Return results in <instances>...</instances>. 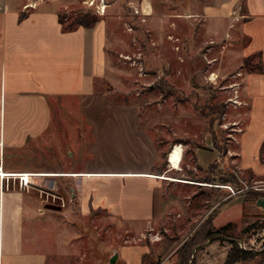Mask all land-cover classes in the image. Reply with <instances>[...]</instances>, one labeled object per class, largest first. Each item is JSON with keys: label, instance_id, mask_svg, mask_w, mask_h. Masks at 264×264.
<instances>
[{"label": "crops", "instance_id": "0c3cea01", "mask_svg": "<svg viewBox=\"0 0 264 264\" xmlns=\"http://www.w3.org/2000/svg\"><path fill=\"white\" fill-rule=\"evenodd\" d=\"M196 13L202 23H213L207 38L229 44L222 34L243 36L241 57L257 55V65L237 74L242 76L238 93L243 98L235 94L234 106L245 109L242 139L258 145L264 142V0H203ZM58 14L34 6L11 8L8 0H0V264L151 263L144 256L155 241H138L164 216L170 181L197 184L181 178L191 172L185 162L191 143L168 128L163 136L155 132L162 123L141 119L133 104L58 105L55 110L67 119H54L50 98L90 100L97 95L96 82L106 74L108 44L105 18L91 27L65 30ZM213 134V129L207 131L218 157L209 165L221 166L229 155L214 146ZM176 145L182 147L178 169L168 161ZM200 147L197 143L188 153L193 168L205 171L209 165L203 170L197 164ZM20 175L27 176L26 185H20ZM98 214H103L102 221L128 226L135 243L110 247L106 230L97 231L101 238L96 237L91 257L85 252L78 258L77 225L96 222Z\"/></svg>", "mask_w": 264, "mask_h": 264}, {"label": "rangeland", "instance_id": "374dc122", "mask_svg": "<svg viewBox=\"0 0 264 264\" xmlns=\"http://www.w3.org/2000/svg\"><path fill=\"white\" fill-rule=\"evenodd\" d=\"M202 1L8 0V4L11 8H26V4H31L30 7L56 9L64 26L87 12L108 22L106 74L96 82L97 95L90 100L50 98L54 119L58 116L67 119L65 113L55 110L58 105L77 109L86 102L133 104L140 108L141 119L162 123V130H154L161 136L165 133L163 128H168L190 141L185 162L190 163L191 172L181 178L198 185L174 181L166 185L164 216L147 231L143 241H138L149 243L150 238L155 241L149 253L152 258L148 256L147 262L151 259V264H175L181 244L217 207L222 212L214 227L221 229L227 226V236L221 239H213V236L195 247L194 257L191 253L188 263L223 264L232 248L229 238H233L241 248L256 253L234 264H264V198L248 201L244 197L247 190H264V178L261 181L250 176L264 175V142L256 145L254 139L249 143L242 139L244 132H239L245 126V109L234 106L235 102L238 103L234 95L241 93L242 86V76L237 74L246 72L259 61L255 59L257 55L241 57L244 52L241 46L246 43L243 36L237 38L222 34L229 44L205 36L213 23H202L197 16ZM243 10L244 3L241 4ZM234 30L229 28L231 33ZM242 98L239 94V99ZM212 129L221 155L229 156L226 161L222 159L221 166L217 165L210 171L207 166L218 157L207 135V131ZM197 143L202 146L196 151L197 164L203 170L207 168L205 171L193 168L194 163L188 153V149ZM205 143L210 145L204 147ZM228 149L237 150L238 154L230 155ZM235 157L239 169L234 166ZM222 172L234 174L237 177L235 184L209 183L212 178L217 182ZM171 177L167 179L174 180ZM102 215L98 214L94 223L77 225V235L80 236L77 257L85 255V252L87 259L91 257L96 237L101 238L97 231L106 230L110 247L135 243L134 231L126 225L113 224L111 220L102 221ZM249 226L254 227L247 229ZM126 232L131 235L127 236Z\"/></svg>", "mask_w": 264, "mask_h": 264}, {"label": "trees", "instance_id": "16d2710c", "mask_svg": "<svg viewBox=\"0 0 264 264\" xmlns=\"http://www.w3.org/2000/svg\"><path fill=\"white\" fill-rule=\"evenodd\" d=\"M59 15V14H58ZM23 17V13L19 15V18L21 19ZM99 18L94 16L93 14L87 12L81 16L76 17L72 22L68 23L66 26H64V23L62 22L61 18L59 17V22L63 25V28L65 30H71L78 26L83 27H91L93 26ZM223 109V107H222ZM223 111V110H221ZM214 135V134H213ZM215 136V135H214ZM214 146L220 151V147H218V143L216 140V137H214ZM218 164L214 162L213 164L209 165L208 169L211 171L216 167ZM236 176L231 173H220L218 181L215 182V178H212V181L209 183L213 184H220V185H227L229 183L235 184L236 182ZM219 188V187H218ZM245 200L248 201H255L259 197L264 198V190H247L245 193ZM220 204L218 205V207ZM215 211L213 214H211L206 220H204L197 228L196 230L181 244L179 249L177 250V256L178 261L175 264H189L188 260L191 256L192 250L195 247L200 246L203 242L207 241L211 237L214 236L213 239H221L225 236H227L226 227H223L221 229H217L214 227L213 220L215 216L218 213L217 207L214 208ZM195 227V226H194ZM192 227V230L194 229ZM254 226H249L247 229H251ZM244 230V231H247ZM230 243L232 244V248L227 253L225 262L223 264H234L239 261H244L248 259L249 257L254 256L256 253H252L250 250H246L240 247V245L234 240L233 238H229ZM149 256V254H146L144 257L146 258ZM193 261V260H192ZM152 263V262H151ZM149 263V264H151Z\"/></svg>", "mask_w": 264, "mask_h": 264}, {"label": "bare ground", "instance_id": "6f19581e", "mask_svg": "<svg viewBox=\"0 0 264 264\" xmlns=\"http://www.w3.org/2000/svg\"><path fill=\"white\" fill-rule=\"evenodd\" d=\"M181 151H182V147L176 145L175 148L171 150V152L169 153V162L171 164L170 166L174 169H178L180 166L181 157H182ZM1 173H2V169L0 168V174ZM11 175H18V174H11ZM160 177L164 179L170 178L166 175H160Z\"/></svg>", "mask_w": 264, "mask_h": 264}, {"label": "built area", "instance_id": "2783aa9c", "mask_svg": "<svg viewBox=\"0 0 264 264\" xmlns=\"http://www.w3.org/2000/svg\"><path fill=\"white\" fill-rule=\"evenodd\" d=\"M31 5V4H30ZM29 4H26L25 7H29L30 6ZM135 12H138L137 10ZM175 147V146H174ZM174 149V148H173ZM172 149V150H173ZM169 155V154H168ZM168 161H169V157H168ZM0 176H3V174L1 173ZM27 181H28V178L26 175H20V185H26L27 184ZM229 189L233 192V194L235 193L234 190H232L231 187H229ZM238 191V190H237Z\"/></svg>", "mask_w": 264, "mask_h": 264}, {"label": "water", "instance_id": "95a60500", "mask_svg": "<svg viewBox=\"0 0 264 264\" xmlns=\"http://www.w3.org/2000/svg\"><path fill=\"white\" fill-rule=\"evenodd\" d=\"M47 207L48 208H54V209H60V206H55V205H52V204H47ZM210 242V241H208ZM196 251V248L192 251V258L194 257V253Z\"/></svg>", "mask_w": 264, "mask_h": 264}]
</instances>
